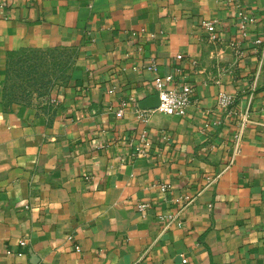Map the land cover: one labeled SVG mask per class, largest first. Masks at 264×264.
Here are the masks:
<instances>
[{
  "label": "crops",
  "instance_id": "crops-1",
  "mask_svg": "<svg viewBox=\"0 0 264 264\" xmlns=\"http://www.w3.org/2000/svg\"><path fill=\"white\" fill-rule=\"evenodd\" d=\"M2 1L0 264H264V0ZM241 13L254 17L245 34ZM204 18H218L220 40ZM55 46L74 53L57 102L6 108L8 50ZM152 60L194 86L185 114L137 116L157 91ZM187 192L192 202L174 200Z\"/></svg>",
  "mask_w": 264,
  "mask_h": 264
},
{
  "label": "built area",
  "instance_id": "built-area-1",
  "mask_svg": "<svg viewBox=\"0 0 264 264\" xmlns=\"http://www.w3.org/2000/svg\"><path fill=\"white\" fill-rule=\"evenodd\" d=\"M7 2L4 0L1 3V6H6ZM254 17L248 13H241L239 26L243 30L245 34V30L247 28L248 23L252 22ZM217 22L218 18H204L202 20V24L207 28V30L211 33V38L214 40H220V36L216 33L217 32ZM142 31H146L145 28ZM151 37H155L156 34L154 32L150 33ZM239 55L244 53V49L242 48L241 41L231 40L229 42ZM255 52H264V40L261 38L255 39ZM141 48V46H140ZM178 58H182L183 54L178 53ZM195 63L196 61L193 60ZM147 69L153 72L154 78V86L156 90L159 92L160 103L155 107H138L136 109L137 116L144 120L148 121L151 114L155 111L168 113V114H180L183 115L186 113L188 106L192 102V96L194 94V86L187 80H176L172 73L168 74H161L158 72V66L154 60L147 64ZM53 103L57 102L56 98H51ZM217 102L221 109L225 112V114H231L235 112L234 106L236 102V96L233 93H230L226 90H220L217 94ZM128 104L127 101H122L121 108L117 111L118 115H122L124 113V107ZM250 121L249 114L246 112L240 113V121H239V128L237 132L234 133V144L236 150H238L243 130L245 125ZM208 126V124H206ZM151 145V141L143 134L141 138V142L134 147V153L138 155H146L148 153V148ZM171 185L167 182L160 184V189L163 192H167L170 189ZM194 199L193 195L189 192L179 194L175 196L174 200L181 205L187 204L192 202ZM140 209H146L148 203L146 201H142L138 204ZM161 217L169 220L170 222L177 221V213L168 212L161 214ZM180 224V221H178ZM71 238V236H69ZM20 242L25 244L26 241L21 239ZM77 249H80L79 245H76ZM187 259L184 258V261Z\"/></svg>",
  "mask_w": 264,
  "mask_h": 264
},
{
  "label": "rangeland",
  "instance_id": "rangeland-1",
  "mask_svg": "<svg viewBox=\"0 0 264 264\" xmlns=\"http://www.w3.org/2000/svg\"><path fill=\"white\" fill-rule=\"evenodd\" d=\"M73 59L72 49L59 46L22 54L11 66L8 94L24 102L41 100L48 88L53 91L67 80Z\"/></svg>",
  "mask_w": 264,
  "mask_h": 264
},
{
  "label": "trees",
  "instance_id": "trees-1",
  "mask_svg": "<svg viewBox=\"0 0 264 264\" xmlns=\"http://www.w3.org/2000/svg\"><path fill=\"white\" fill-rule=\"evenodd\" d=\"M33 49L34 48L22 47L19 49H11V50H8V52H7V60H6V68H5V74H6L5 79L6 80H5L4 94H3L4 103H5L6 108L13 102H22V100L14 98L13 96H10V94H8L7 82L9 80L11 66L13 65L14 62L15 63L19 62L22 59V54L24 55V53H28V52L32 51ZM46 91H47L46 94L44 95V97L41 100H43V102L46 106H51L54 104L51 101L52 88L51 89L48 88Z\"/></svg>",
  "mask_w": 264,
  "mask_h": 264
},
{
  "label": "water",
  "instance_id": "water-1",
  "mask_svg": "<svg viewBox=\"0 0 264 264\" xmlns=\"http://www.w3.org/2000/svg\"><path fill=\"white\" fill-rule=\"evenodd\" d=\"M160 103V97H159V92L156 91L154 94L146 97L144 100L141 102V107H155L159 105Z\"/></svg>",
  "mask_w": 264,
  "mask_h": 264
}]
</instances>
